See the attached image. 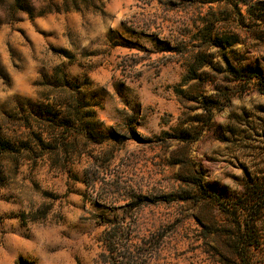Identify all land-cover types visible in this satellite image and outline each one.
<instances>
[{
  "label": "rangeland",
  "instance_id": "1",
  "mask_svg": "<svg viewBox=\"0 0 264 264\" xmlns=\"http://www.w3.org/2000/svg\"><path fill=\"white\" fill-rule=\"evenodd\" d=\"M258 1L0 0V264H264Z\"/></svg>",
  "mask_w": 264,
  "mask_h": 264
},
{
  "label": "trees",
  "instance_id": "2",
  "mask_svg": "<svg viewBox=\"0 0 264 264\" xmlns=\"http://www.w3.org/2000/svg\"><path fill=\"white\" fill-rule=\"evenodd\" d=\"M243 3L246 4V2H243ZM262 3H264V2H261V1L255 2V3H253V5H251V6L249 5L248 8L246 9V12L250 14L249 15L250 18H252L254 21H257L259 19H257L256 17H254V15L252 14V11H250V9L251 10L252 9H256V6H259ZM201 30H202V33H206V32L210 33L211 30H212V24H205L202 27ZM224 43L226 45H228V46L232 45L231 43L230 44H228L227 42H224ZM204 44H205V42L203 44L199 45V46H192V45H190V48H188L189 49L188 50V57H189V61L190 62H189V65L187 66V72H186L187 75L190 76L192 74L193 76L198 77L197 72L201 68H203L204 66L207 65L210 68H212L213 70H216L218 72H224V73H226L228 75H231L232 78L235 79V80L239 79L238 76H236L235 70L233 69V67L229 63H227V59L225 58V56H223V60L226 63L224 66L220 65L217 62L215 64H213L212 61H211V58L212 57L211 56H205L204 55L205 49L207 48V46H205ZM212 45H213V47H216V46L218 47L219 46V44H215L213 42H212ZM204 111H206L207 114L209 115L210 110L207 107L204 108ZM193 131L195 132V129L187 132V134L185 133V135H188L189 136V135H191L193 133ZM195 133H197V131ZM185 142H190V140L189 139L188 140H185ZM90 183L91 184L87 183V185L88 184L89 185H94L95 184V181H93V182L91 181ZM199 190L202 193L204 192V191H202L201 188ZM206 197L204 198V201L208 204L210 200L212 201V197H214V196H207L206 195ZM249 212H248V215H247V217L245 219V222H246L245 231L240 232V235H239V237H240L239 238V241L241 243L240 250L237 252V255L239 254V256H242L243 255V253H244L243 249L247 245V242H248L247 240L249 238V235L252 234V230H251V228H250L249 225L253 221V218L251 217V214ZM197 223L200 226H202L203 229H205L207 227L206 225H203L199 220H197ZM127 241L128 240H126L124 242V245H127V243H128ZM117 245L118 244H117V242L114 241V238H113L112 234H110L108 236V238H106V240H105V248H107V251L109 252V254H112L113 253V250L117 247ZM127 247H128V245L125 248L127 249ZM115 258H116L115 256L114 257L109 256L108 259H112V262H109L111 260H108L106 262V264H115Z\"/></svg>",
  "mask_w": 264,
  "mask_h": 264
}]
</instances>
